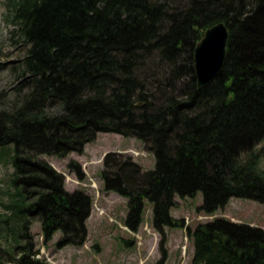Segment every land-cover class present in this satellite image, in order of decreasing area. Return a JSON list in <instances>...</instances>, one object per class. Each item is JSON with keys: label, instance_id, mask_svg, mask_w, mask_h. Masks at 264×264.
<instances>
[{"label": "trees", "instance_id": "16d2710c", "mask_svg": "<svg viewBox=\"0 0 264 264\" xmlns=\"http://www.w3.org/2000/svg\"><path fill=\"white\" fill-rule=\"evenodd\" d=\"M4 10L25 47L14 99L0 110V153L20 185L4 206L20 236L28 214L46 241L58 230L60 246L84 241L90 196L64 189L40 156L81 153L98 132L139 139L154 156L148 170L121 153L103 159L105 187L127 199L130 229L145 199L156 229L182 226L170 210L197 191L206 213L230 198L264 203V0H6ZM218 22L228 30L225 59L199 87L194 49ZM186 230L190 264H264L261 227L218 217ZM22 250L14 264H33L31 246Z\"/></svg>", "mask_w": 264, "mask_h": 264}, {"label": "rangeland", "instance_id": "374dc122", "mask_svg": "<svg viewBox=\"0 0 264 264\" xmlns=\"http://www.w3.org/2000/svg\"><path fill=\"white\" fill-rule=\"evenodd\" d=\"M5 1L0 0V110L9 109L14 99L12 89L18 80L15 67L25 52V47L12 34L15 30L13 24L5 17ZM257 148L261 152L260 167L264 168V137ZM108 152L130 157L143 170L154 167V156L145 143L111 132L96 133L94 140L87 142L81 153L40 156L61 174L64 189H79L91 198L84 241L64 246L57 244L62 237L60 230L46 241L38 217L29 216L27 212L28 226L22 230L26 234L20 236L19 226L4 206L14 195H19L20 185L13 181L15 172L10 156L0 153L1 263L14 264L23 253L21 247L28 245L33 252L30 255L33 264H190L193 247L187 234L188 227L193 229L199 223L220 217L264 229V203L230 198L222 208L206 213L199 209L202 203L200 191L191 197H176L177 204L170 210V215L182 220V226L156 229L152 223V204L145 199L141 225L137 230L130 229L124 224L127 199L105 187L103 159ZM70 163L74 167H69ZM107 176L111 177L112 173ZM37 192L33 190L28 195L26 204L36 199Z\"/></svg>", "mask_w": 264, "mask_h": 264}, {"label": "water", "instance_id": "95a60500", "mask_svg": "<svg viewBox=\"0 0 264 264\" xmlns=\"http://www.w3.org/2000/svg\"><path fill=\"white\" fill-rule=\"evenodd\" d=\"M228 30L223 22L208 27L197 42L193 54V66L197 85L205 86L217 77L225 59Z\"/></svg>", "mask_w": 264, "mask_h": 264}]
</instances>
